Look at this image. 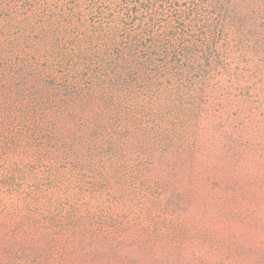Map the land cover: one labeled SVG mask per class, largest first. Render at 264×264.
<instances>
[{
	"label": "rangeland",
	"instance_id": "1",
	"mask_svg": "<svg viewBox=\"0 0 264 264\" xmlns=\"http://www.w3.org/2000/svg\"><path fill=\"white\" fill-rule=\"evenodd\" d=\"M0 264H264V0H0Z\"/></svg>",
	"mask_w": 264,
	"mask_h": 264
},
{
	"label": "trees",
	"instance_id": "2",
	"mask_svg": "<svg viewBox=\"0 0 264 264\" xmlns=\"http://www.w3.org/2000/svg\"><path fill=\"white\" fill-rule=\"evenodd\" d=\"M159 50H161V46H159ZM143 65V64H142ZM141 67V66H140ZM138 68H139V65H137L136 63H135V65L132 67V68H129V69H127L126 67H124V71H129V70H137L138 71Z\"/></svg>",
	"mask_w": 264,
	"mask_h": 264
}]
</instances>
